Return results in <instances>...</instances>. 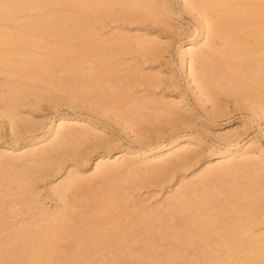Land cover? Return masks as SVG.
I'll return each instance as SVG.
<instances>
[{"label":"bare ground","instance_id":"1","mask_svg":"<svg viewBox=\"0 0 264 264\" xmlns=\"http://www.w3.org/2000/svg\"><path fill=\"white\" fill-rule=\"evenodd\" d=\"M120 1L0 0V9L17 11L21 8L34 6L45 8L54 4L63 8L71 7L78 15L51 14L49 19L56 24L55 27L48 23L39 22L36 24V27L41 31L62 38L68 33L75 35L83 30L87 17L82 20L80 16L84 14L98 17L103 13L114 15L121 12L128 16L138 13L143 18L162 21L168 14L173 13L169 0H126L120 9H114ZM183 5L187 11L197 10L200 26L198 36L192 37L187 43V47L180 51L183 60L186 56L188 57V82L192 85L194 83L193 86L212 97L216 93V87L230 88V83L237 84L242 90L240 95L249 92L256 98L264 97V0H183ZM71 23H73V30H69ZM135 37V40H131L130 36L110 38L109 44L115 46L119 39H122L124 42L121 45H124L125 48L139 46L143 50L150 51L158 45L155 40L146 37V35L139 34ZM99 41L104 40L100 38ZM5 43H11L14 46L8 50L0 49V73L9 78L0 79L3 80L0 82V114L5 123L8 120L7 123L10 126V143H0V224L6 223L7 217L11 214L9 209L16 213L21 210L31 213V210L34 209V202L39 201L38 193L36 194L35 191L33 193L35 182L39 177L62 170H67V174L52 187V191L59 196L62 202L61 206L54 209L37 206V213L34 212L37 215H35L36 218L33 214V220L29 221L30 219L26 220L25 218L18 224L15 223L14 229L6 240L0 242V264H54L55 261H58L56 259L60 251L56 252V248L60 244L59 242L65 238L68 239L72 232L71 204L65 203L67 190L73 186L81 185L84 180L92 181L97 175L106 173L108 175L109 172L118 173L120 171H126L128 174L124 173L121 178L117 176V178L104 182L105 184L102 183L103 185L99 182L102 186L100 185L96 194L90 195L93 203H89L88 197V200L84 199L88 204L86 206L92 209L87 208L88 212L80 213L82 214L80 216L78 214L79 220L85 222L91 215L106 216V218L103 224L87 228L78 235V244L71 248L73 251L71 254L69 252V256L71 255L75 259L83 252L84 246L82 245L87 246L84 251H89L100 240L110 239L117 235L114 245L122 255H126V249L133 245L131 243L136 244L141 240L137 234H135L136 236L131 235L134 237L130 236L132 228H127L122 234H119L118 222L108 218L111 209L123 204L122 191L127 189L126 181H130L132 184V181L139 175L145 176L144 169L143 172H141L142 169L139 170L140 172L137 170L141 168L137 163L144 164L145 169L153 167L155 173L157 171L161 174L167 171L168 167L188 162L191 155L187 152L188 148L185 145L192 142V137L175 134L168 141L158 143H150L147 138H142L146 145L140 150L129 153L121 151L113 159L107 157L106 154H99L93 167L84 171L81 166H84L90 159V153L93 150L91 147L110 143L105 134L98 132V129L105 128V125L97 124L96 121L82 116L81 113L63 112L56 118L55 122L57 123L49 126L42 133L36 134L34 132L44 124V121L34 120L30 115L24 116L18 110V107L27 103L30 106L38 107L40 101L42 102L44 99L56 100L50 96L56 94L57 81L53 77L47 79V76L54 73L55 64L59 68L67 67L70 69L69 73L71 71L74 75L82 71V67L80 68L77 63L66 58L45 60L33 54L21 52V45L37 44V39L32 36L0 32V44ZM58 49L64 48L59 47ZM73 50L75 49H68V51ZM100 53L102 52H96V55L100 56ZM59 64L60 66H58ZM90 69L93 72L92 75L91 73L87 74L86 70L88 76H81L80 82L76 81L77 84L82 83L78 85L82 87V90L90 89V87L99 88L97 84L101 76L98 75L97 66L92 64ZM62 70L60 69V71ZM112 70L108 73L114 74ZM67 78L61 79L68 82ZM36 79L41 80L44 84H32V81ZM56 79L59 78L56 77ZM103 88L105 87L103 86ZM58 89L60 88L58 87ZM53 92L55 94H52ZM56 95L58 96V94ZM62 97L64 98V96ZM146 101L154 100L147 99ZM262 101V108L259 112L257 111V114H259V119L264 121V100ZM127 105V107L132 106V104ZM76 107L79 106H73V108ZM163 109L166 116L178 113L174 110L173 102H164ZM127 110L129 111V109ZM141 111L142 109L140 112L136 111V114L141 115L143 119L145 117L144 110ZM97 114L105 116L106 113L97 110ZM126 114L128 116L127 111L124 112L123 117ZM25 135L28 137L22 143ZM236 135L235 132L226 134L224 136L226 149L219 151L214 158L207 160L202 166L203 170L194 179L183 182L182 188L177 190L178 194L166 197L156 207L157 211L167 210L169 213L168 215L166 212L168 217L165 216L166 219L162 223L163 228L157 234L163 241L162 244H159L163 245L166 252L179 250L184 254L191 245L198 243L197 237L204 239L206 245L234 240L239 243V249L230 250L220 258L207 259L204 264H262L264 262V232L257 237L247 236L251 232L253 224L259 220V211L264 207V196L258 189L259 192L248 199L249 190L258 180H253L249 173L237 176L239 169L254 164L264 171V148L254 143L239 144L238 141L235 142ZM19 150L22 151L18 152ZM74 157L81 160H77L74 169H69L68 162ZM86 173L90 174L86 175ZM116 173L114 174L117 175ZM146 173L149 177V172ZM155 173L153 172L152 175L155 176ZM158 173L157 175H159ZM94 183L96 182L94 181ZM13 189L16 191L14 194H19L22 200L14 201L16 202L14 204L5 203L3 196L13 194ZM191 193H196L198 200L195 203L198 204V207L194 208L192 205ZM217 193L236 197L237 201L225 204L217 198ZM244 200L246 203L242 204ZM20 204L22 207H17ZM198 209L202 210L203 218L196 214ZM235 212L237 214L234 215ZM74 215L76 216L75 213ZM150 220L152 219L147 214H143L138 222L142 227L146 226L148 222L150 223ZM138 222H136L137 226ZM43 235L46 237L42 239ZM139 243L140 245L138 244L137 247L139 252H146L145 257L149 259L148 264H154L155 254L158 252L156 247H160L159 244L157 246L155 243L156 246L154 244L151 246L153 242L150 244L145 241ZM67 253L65 252V254ZM169 253L171 254V252ZM71 257L69 258L71 259ZM51 260L55 261L47 263ZM102 263L122 264L118 258L112 256L106 257Z\"/></svg>","mask_w":264,"mask_h":264},{"label":"rangeland","instance_id":"2","mask_svg":"<svg viewBox=\"0 0 264 264\" xmlns=\"http://www.w3.org/2000/svg\"><path fill=\"white\" fill-rule=\"evenodd\" d=\"M125 1L121 0L114 9H120L121 5L125 4ZM169 2L173 13L168 14L162 21L143 18L138 13L132 16L124 15L121 12H117L114 15L103 13L98 17L84 14L80 16L82 20L87 17L83 30L75 35L68 33L63 38L41 31L36 27V24L39 22L48 23L50 26L55 27L56 24L49 19L51 14L59 13L61 16L78 15L71 7L63 8L54 4L45 8L34 6L21 8L17 11L0 9V32L32 36L37 39V44L21 45V52L33 54L45 60L66 58L72 62L74 61L73 63H77L80 68L82 67V71H79V73L81 72L80 75H77L79 73L74 75L71 71L69 73L68 70L70 69L67 67L64 70L55 64L53 67V69L56 68L55 71L53 70L54 73L51 76H47V79L55 78L56 84L60 88L58 89L57 87L58 91L55 89V93L58 96L54 92L52 94L55 95L50 96L54 100L56 99L57 103L50 99H44L42 102L40 101L38 107L30 106L27 103L18 107V110L24 116L30 115L34 120L44 121V124L34 132L36 134L42 133L49 126L57 123L55 122L56 118L63 112L81 113L82 116L91 118L97 124L105 125L106 127L98 129V132L105 134L110 143L107 145L98 144L94 148L91 147L93 150L90 153V159L84 166H81L84 171L93 167L99 154H106L107 157L113 159L118 152L129 153L134 150H140L146 145L142 138H147L150 143L168 141L175 134L191 136L193 139L190 144L185 145L188 148L187 152L191 155L188 162L168 167L169 169L164 173L162 172L163 174L157 171L155 173L153 167L145 169L144 164L137 163L141 167L137 170L141 171L142 169L141 172H143L144 169L145 176L139 175L137 179H134L135 181L132 179V184H130V181H126L127 189L122 191L124 196L123 204L114 207L108 214L109 219L118 222L119 234H122L127 228H132L130 229L131 232L129 231L130 236H136L135 234H137V237L141 240L136 244L131 243L133 245H131V248L126 249V255H122L114 245L118 235L110 239L100 240L89 251H84L87 246L85 244L82 245L84 246L83 252L75 259L71 255L69 256V252L71 254L73 251L71 248L78 244L77 238L80 233L87 228L103 224L106 218V216L91 215L85 222L79 220L80 217L78 216L88 212L86 209H89L86 206L88 205L86 204L87 201L84 199H89V203H93L90 195L96 194L106 181L117 178V176L121 178L124 173L127 175L128 172H114L117 175L109 172V177H107V173L97 175L98 177L96 176L94 180L92 179L93 182H96L94 184L87 179L81 185L68 189L65 203L71 204L70 211L73 214L72 232L68 239L65 238L63 239L65 241L61 240L59 242L56 252L60 251L61 253H58V258L56 259L58 261L53 260L56 262L54 264H103L102 261L106 260V257L111 256L118 258L122 264H148L149 259L145 257L147 253L139 252L137 248L140 245L139 242L145 241L148 244L153 242L151 246H156L155 243H157V246L159 243L162 244L163 241L157 234L163 228L162 223L169 215L167 210L157 211L156 207L166 197L178 194L177 190L180 189L183 182L194 179L203 170L202 166L207 160L214 158L219 151L226 149L224 136L230 132H235L237 133L234 138L235 142L238 141L239 144H259L264 148V121L259 119V114H257V111L259 112L262 108L264 97L256 98L254 94H249V92L240 95L242 90L236 83H230V88L216 87V93L212 97L203 90L193 86L194 83L193 85L190 84L188 82V57L186 56L185 60H183L180 51L187 47V43L192 37L198 36L200 29L199 13L197 10L190 12L184 9L183 0H169ZM72 24L69 30H73ZM139 34L155 40L158 45L150 51L143 50L139 46L125 48L124 45H121L124 42L122 39H119L115 46L109 44L110 38L130 36L131 40H135V36ZM100 38H103L104 41H99ZM11 46H14V44H0V49L8 50ZM59 47L64 49H58ZM68 49L75 50L68 51ZM99 51L102 53L97 56L96 52ZM92 64L97 66L98 75L100 74L101 76L99 79L101 83L98 82L97 84L99 88L101 87V90L98 87L97 89L96 87H90V89L88 88L89 91L88 89H83V91L82 87L78 86L82 83L77 84L76 81H79L81 76H88L86 75V70L88 71L87 74L90 75L91 73L92 75L93 72L90 71ZM60 69L63 70L60 71ZM111 70L114 74L108 73ZM7 77V75L0 73V79L4 80ZM56 77L59 79H56ZM60 77L62 79L68 77L67 80L69 81H62ZM2 81L0 80V82ZM32 82V84L35 83L37 85L44 84L39 79ZM147 99L154 101H146ZM164 102H173L174 110L178 111V113L166 116L163 109ZM106 103L108 104L106 105ZM127 104H132V106L127 107ZM75 105L79 107L73 108ZM141 109L142 111L144 110L143 113L145 114L143 119L141 115L136 114V111L140 112ZM97 110L105 112V116L97 114ZM125 111H127L128 116L126 114L123 117ZM7 122L8 120L6 123L3 121L0 114V143H10V126ZM27 137L28 135L24 136L22 143ZM87 149L90 150V148ZM21 151L19 150L18 152ZM74 159L68 162L69 169H74V164H77V160H81L77 157H74ZM147 171L149 172V177H147ZM153 172L155 176L152 175ZM237 173L239 177L243 173H249L253 180L256 179L255 181L258 180L257 182H259H256L253 188L249 190L248 199L252 198L259 190L264 196L263 170L254 164L239 169ZM66 174L67 170H62L57 173L50 172L38 178L37 182H35L33 193H38L37 198L39 201L34 202V209L31 210V213L24 210L16 213L9 209L11 214L7 217L6 223L0 224V242L6 240L9 233L14 229L13 225L18 224L25 218L26 220L30 219L29 221L33 220V214L34 218H36L37 206L49 209L61 206L62 202L59 196L54 194L52 187L60 182ZM88 174L90 173H86V175ZM99 182L103 184L101 185ZM12 191L13 194L3 196L5 203L14 204L16 203L14 201L18 200L19 202L22 200L19 194H14L16 193L14 189ZM191 194V202L195 208L198 205L195 203L198 197L196 193ZM217 195V198L225 204L237 201L236 197H231L224 193H217ZM245 203V200L242 201V204ZM17 207L21 208L22 205H17ZM196 212L197 215H200V218H203L202 210L198 209ZM143 214H147L152 220L146 226L141 227L138 219ZM233 214L235 215L237 212ZM258 215L259 220L253 224L252 230L247 236L257 237L264 232V207L259 211ZM136 222H138V226ZM74 229L75 231H73ZM45 237V235L41 236L42 239ZM197 239L198 243L191 245L184 254L180 253L179 250H171L169 251L171 252L170 254L166 252L163 245L159 244L162 247L161 249L156 247L158 252L155 254L154 264H204L207 259L220 258L228 251L240 248L239 243L234 240L206 245L204 239L199 237ZM175 243L178 244L177 241ZM65 252L68 253L65 254ZM146 259L148 260L146 261ZM53 261L51 260L47 263Z\"/></svg>","mask_w":264,"mask_h":264}]
</instances>
